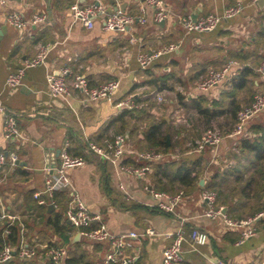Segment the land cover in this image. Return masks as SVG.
<instances>
[{
    "label": "crops",
    "instance_id": "1",
    "mask_svg": "<svg viewBox=\"0 0 264 264\" xmlns=\"http://www.w3.org/2000/svg\"><path fill=\"white\" fill-rule=\"evenodd\" d=\"M75 1L0 3V101L14 113L23 134L22 138H7L0 118V151L5 154L14 151L18 155L16 164H7L0 171V235L5 239L0 242V249L5 243L17 246L21 236L39 249L32 259L15 253L4 264H49L43 248L46 243L66 248L63 264H72L69 259L79 253L84 259L76 264H109L105 261L109 241L91 240L82 234L74 239L78 228L64 212L71 191L100 215V221L88 227L101 222L110 232L139 233L128 238L124 248L125 253L136 255V264H162L163 251L173 239L168 233L178 230L183 233L186 264H216L218 260L226 264H264V214L254 221L256 233L240 241L241 228L224 224L221 217L203 215L206 204L201 198L204 188L215 190V206L238 219L253 216L264 208L263 184L259 188L255 182L247 184L253 173L254 154L240 146L241 138L256 136L253 126L264 125V110L253 115L241 133L228 134L238 113L252 103L253 91L257 88L264 91V76L259 70L264 62V2L242 0L244 8L221 20L214 30L186 32L174 16L222 12L237 0H163L173 15L162 22L154 20L153 7L146 0H98L109 10L139 14L142 7L145 9V22H135L124 31L105 29L101 17L95 19L93 27L84 26L70 14ZM89 1L93 0H80ZM12 11H20L27 18L43 14L45 19L15 27L6 21V15ZM169 43L177 47L163 52L148 66H140L137 59L140 52L160 49ZM45 45L48 50L44 61L27 67L19 85H8L7 76ZM231 59L240 66L233 65L225 78L212 87L199 86L209 68H222ZM243 65H250L254 73L248 76L246 87L237 88L233 79ZM63 66L70 70L67 75L70 94L55 97L49 93L46 75ZM76 74L83 75L90 87L111 79H118L120 85L108 97L87 99L71 85ZM166 74L171 75L170 88L158 89L148 82L153 75ZM127 98L136 104L133 107L136 109L132 117H123L127 124L120 129L121 120H116L117 117L123 109L131 108L117 106L116 102ZM231 100L240 104L234 119ZM198 101L209 109L221 107L223 112L208 123L196 108ZM157 121H165L170 129L166 140L168 136L171 147L161 150L166 157L160 162L185 161L193 166L191 176L196 179L188 184L176 181L174 189L170 184L160 188L162 183L153 173L154 164L160 162H153L145 177L118 173L112 162L87 147L89 141L104 144L107 138L121 133L133 151L152 148L145 139V131ZM214 121L221 125L224 137L217 145L197 150V141ZM66 142L69 153L82 156L85 162L67 169L72 187L55 190L57 205L49 208V203L38 202L35 193L44 190L48 177L55 179L59 154ZM123 162L139 160L133 153H127ZM165 180L163 177L162 181ZM152 190L168 193L182 190L183 196L174 211H167L155 204ZM57 212L69 224L64 241L51 221ZM10 222L9 226H16L14 243L6 240L5 228ZM150 228L153 234L146 232ZM193 228L207 232L206 243L190 239Z\"/></svg>",
    "mask_w": 264,
    "mask_h": 264
},
{
    "label": "built area",
    "instance_id": "2",
    "mask_svg": "<svg viewBox=\"0 0 264 264\" xmlns=\"http://www.w3.org/2000/svg\"><path fill=\"white\" fill-rule=\"evenodd\" d=\"M3 0H0L2 3ZM148 4L153 7V18L156 22L165 21L172 17V12L166 7L163 0H146ZM244 2L237 0L235 3L228 5L222 12H210L203 15L193 16L189 13L178 14L176 17L178 23L186 32H207L214 30L219 22L223 19L230 18L238 14L244 8ZM145 9L141 8V13L133 14L124 10H109L102 2L93 0L89 2H80L76 0L71 4L70 14L73 18L81 22L84 26L91 28L94 26L95 19L101 17L103 27L107 30L124 31L135 22H145ZM45 19L43 14H34L31 18L25 17L20 11H12L6 15V21L15 26L22 28L28 23H38ZM177 47L175 43H169L160 49H151L148 51H142L138 54V62L141 67H146L153 60L160 56L163 52L174 50ZM48 46H42L36 56L26 59L22 65L11 72L6 79V82L10 86L19 85L23 76V73L27 67L40 64L44 61ZM233 65L240 66L237 60H229L222 68H209L206 75L203 77L199 86L203 89L212 87L221 82L227 73L230 71ZM260 72L264 76V63L259 67ZM70 72L68 67H61L57 72L50 70L46 75L47 85L49 93L55 97H66L70 94V86L67 81V75ZM71 85L75 89H80L87 99H98L100 97H108L111 95L120 85L118 79H111L105 81L98 86L90 87L86 78L81 74H76L71 81ZM117 106H125L133 108L136 104L127 98L116 102ZM264 109V93L256 92L253 95L252 103L245 109L240 111L237 115V120L228 134L241 133L248 122V120L258 112ZM0 118L3 121V130L7 138H22L23 134L17 125V121L13 112L9 111L6 106L0 101ZM224 137V132L219 127H208L197 141V150H202L207 145H217ZM126 136L121 133L114 134L111 138H107L104 144H98L95 141L87 142V147L94 153L99 155L105 160L112 162L118 173H128L136 177H145L151 170L153 162H160L165 159L166 152L157 150L154 148H148L145 150L133 151L128 148ZM68 143L66 142L61 149L59 157L60 162L56 168L55 179L47 178L45 182V188L42 192H45V196L41 191L35 193V197L41 204L49 203L56 206V200L53 197L55 190L61 188L71 189V181L67 174V169L73 166L81 165L85 162L82 156L71 155L67 150ZM127 153H133L139 162L130 163L123 162ZM18 161V155L12 151L9 154H5L0 151V171L4 170L7 164L14 165ZM70 201L65 209L66 218L70 223L78 228L80 234L86 236L91 240L109 241L110 249L106 254L105 261L109 264H136V255L125 253L124 248L126 240L131 237H137L139 233L134 230L126 232L114 233L110 232L103 223L95 227H88L93 222L100 221V215L92 212L86 203L73 191H71ZM155 204L164 210L174 211L175 205L181 200L183 191L179 190L175 193H168L158 190H152ZM216 191L209 188H204L201 191V198L206 204V208L203 212L204 216L208 217H221L224 224L232 227L241 228L240 241L254 235L256 233V227L254 221L264 214V208L257 214L249 216L247 218H232L228 216L221 208L215 206ZM8 223L5 228V232H9ZM88 227V228H87ZM149 234H153V229H147ZM168 234L173 236L172 242L163 251L162 264H186L183 252L182 241L183 233L178 230L174 233ZM190 239L194 243L204 244L208 240V234L206 231L199 228H193L190 231ZM44 253L48 257L49 264H63L64 256L66 255V248L61 245L44 244ZM38 247L36 245H30L26 243L23 236L20 237V242L17 246H13L9 243H5L0 249V264L10 261L14 254L17 253L21 258L32 259L38 254ZM216 264H226L223 260H218Z\"/></svg>",
    "mask_w": 264,
    "mask_h": 264
},
{
    "label": "trees",
    "instance_id": "3",
    "mask_svg": "<svg viewBox=\"0 0 264 264\" xmlns=\"http://www.w3.org/2000/svg\"><path fill=\"white\" fill-rule=\"evenodd\" d=\"M253 68L250 65H243L237 74V76L233 79V86L237 88H243L246 87V83L248 82L249 78L248 76L250 74H253ZM152 75V74H151ZM171 75H159V76H152L150 80H148L149 83L154 84L157 86L158 89L162 88H170L168 79ZM180 94V98H181ZM253 101V100H252ZM196 108L198 109L199 113L202 114L205 117V120L209 123L212 119H214L217 115L222 113V108H213L209 109L205 105L202 104L201 101H198L196 103ZM136 108L131 109H123L121 114L117 117L116 120H121V127L120 129L125 128L126 126V119L123 118L126 115L133 116V111H135ZM240 110V104L235 102L234 100H231V114L233 116V119L235 118L237 112ZM253 131L256 133V136L253 138L251 137H243L240 139V146L242 149L248 150L254 154L253 159V173L251 176L247 179V184H251L255 182L256 186L259 188L260 185L263 184L264 186V125L258 124L253 126ZM170 132L169 127L165 126V121H157L149 124L145 131V139L148 142L149 146L152 148L160 149L163 151H167L171 144L167 143L166 140V133ZM153 173L155 179L162 183L160 188H167V184H170V186L176 187V181H178L180 184H188L192 180L196 179V176H191L192 172L195 170L193 166L188 164L185 161H179V162H160L157 164H154ZM256 174V176H255ZM163 177L166 179L165 181H162ZM210 187V186H209ZM219 194V192H218ZM65 212V210H64ZM53 227L57 233L60 234V236L63 238L64 241V231L67 227H69V224L64 222L63 216L61 212H57L54 214L53 218H51ZM4 237H1L0 235V242H4ZM66 238V237H65ZM11 241L14 243L16 241V226L11 225L9 226V232L6 236V240ZM77 244V243H76ZM84 255L79 253L77 256H72L69 261L73 264H76L80 261H83Z\"/></svg>",
    "mask_w": 264,
    "mask_h": 264
},
{
    "label": "rangeland",
    "instance_id": "4",
    "mask_svg": "<svg viewBox=\"0 0 264 264\" xmlns=\"http://www.w3.org/2000/svg\"><path fill=\"white\" fill-rule=\"evenodd\" d=\"M264 63V62H263ZM260 66V65H259ZM203 79V78H202ZM202 79H201V81H202ZM200 81V82H201ZM256 92H264L261 88H257V89H255L254 91H253V93H256ZM249 94V92H247V95ZM251 95H253L252 93H251ZM264 110V109H263ZM213 126H215V127H220L221 125L218 123V122H216V121H214L209 127H213ZM232 127L233 126H231L230 128H229V130H231L232 129ZM208 128V127H207ZM221 128V127H220Z\"/></svg>",
    "mask_w": 264,
    "mask_h": 264
},
{
    "label": "water",
    "instance_id": "5",
    "mask_svg": "<svg viewBox=\"0 0 264 264\" xmlns=\"http://www.w3.org/2000/svg\"><path fill=\"white\" fill-rule=\"evenodd\" d=\"M259 2H264V0H258ZM117 8V7H116ZM167 142L169 143V141H168V136H167ZM53 206H52V204H50L49 205V208H52ZM70 222V221H69ZM80 235V233H79V231L76 233V235L74 236V239H77L78 238V236Z\"/></svg>",
    "mask_w": 264,
    "mask_h": 264
}]
</instances>
